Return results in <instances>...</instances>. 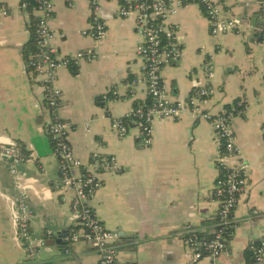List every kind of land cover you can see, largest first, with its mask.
Masks as SVG:
<instances>
[{
	"label": "crops",
	"instance_id": "obj_1",
	"mask_svg": "<svg viewBox=\"0 0 264 264\" xmlns=\"http://www.w3.org/2000/svg\"><path fill=\"white\" fill-rule=\"evenodd\" d=\"M23 1L0 0V9L11 10L0 20V264H98L97 250L83 241L73 246L71 256L63 254L64 245L40 248L39 239L47 230L57 240L68 229L71 194L61 185L58 160L45 131L49 116L45 91L26 68L34 53L24 57V48L34 36L35 14L21 9ZM52 1V46L64 56L95 54L94 60L86 57L77 67L62 68L57 87L63 93L60 115L70 126L69 142L76 157L88 170L94 153L116 166L100 171L103 185L90 201L117 237L116 264H256L254 249L264 241L260 0H213L238 23L236 31L217 37L211 35L197 5L182 8L165 23L177 31L184 47L180 64L162 73L167 94L173 100H186L196 88L208 87L213 93L203 108L213 116L244 104V115L233 124L241 157L221 155L212 125L189 113L176 121L155 122L149 147L139 142L134 127L127 136L115 133L112 118L149 102L146 86L133 83L142 65L136 54L141 37L135 20L117 16L120 0H100L108 34L95 42L82 35L91 25L88 0ZM8 148L20 154L17 165L6 155ZM241 161L250 167L249 180L234 214L236 225L227 253L215 261L193 262L183 231L191 226L202 237L216 231L218 205L212 193L221 164L229 168ZM24 195L33 212L27 241L16 222ZM129 239L138 242L136 254L129 252ZM29 244L39 250L36 255L29 254Z\"/></svg>",
	"mask_w": 264,
	"mask_h": 264
},
{
	"label": "built area",
	"instance_id": "obj_2",
	"mask_svg": "<svg viewBox=\"0 0 264 264\" xmlns=\"http://www.w3.org/2000/svg\"><path fill=\"white\" fill-rule=\"evenodd\" d=\"M32 9L35 16L34 53L27 59L26 68L31 79L45 91V110L48 119L45 131L50 138L53 153L58 160L62 187L70 192V225L63 232V254L71 256L73 246L83 241L94 247L99 255L98 264H116L119 248L116 235L107 229L90 204L91 199L102 188L101 170L115 169L112 161L103 159L94 153L91 159V170H88L81 159L76 157L69 142V124L61 117L62 90L57 87L59 71L62 68L77 67L84 58L95 59L93 52H78L64 56L51 42L54 37L51 21L54 18L55 6L52 0H36ZM91 25L82 35L99 42L108 34L107 23L103 20L100 0H88ZM264 10V0H260ZM117 16L133 18L135 31L141 37L136 54L141 59V72L134 79V84H144L149 95V102L132 108L124 117L111 119V128L119 136H127L134 127L137 139L144 146L153 144V124L157 121L179 120L189 113L198 120L208 121L219 142L221 155L228 154L241 157V149L236 144L234 120L242 116L245 110L242 104L213 116L203 108V104L213 93L208 87L196 88L186 100H173L167 94L162 77L163 71L180 64L184 57L181 38L174 28L165 26L166 21L187 6L197 5L206 17L213 37L234 32L238 29L235 18L228 17L218 3L213 0H120ZM30 3L23 1L21 9L29 10ZM11 15L10 8L2 6L0 20ZM264 41V35L262 37ZM106 98V97H105ZM89 122L85 124L88 129ZM264 134V127L262 129ZM6 155L17 165L21 156L12 148L6 149ZM224 156V155H223ZM13 164V165H14ZM14 165V166H15ZM222 173L215 182L212 197L217 203L216 231L202 237L199 231L186 226L183 235L192 254L193 262L208 258L213 261L227 253L231 241V230L235 229L234 214L249 180V165L245 161L227 168L222 165ZM15 171V170H13ZM27 195L20 198L21 215L16 219L22 239L28 240V226L32 210L27 202ZM57 236L47 230L39 239L41 249H47L48 241ZM29 254L36 255L39 250L34 244L27 247ZM256 264L264 262V241L254 249Z\"/></svg>",
	"mask_w": 264,
	"mask_h": 264
},
{
	"label": "trees",
	"instance_id": "obj_3",
	"mask_svg": "<svg viewBox=\"0 0 264 264\" xmlns=\"http://www.w3.org/2000/svg\"><path fill=\"white\" fill-rule=\"evenodd\" d=\"M24 1H27L28 3H30V6H29V11H32V9L34 8V6L36 5V0H24ZM261 13H263L262 12V10H261ZM35 50V44H34V41H33V39H31V41L25 46V48H24V57H28V55L30 54V53H32L33 51ZM242 109V107H239V109ZM243 108H244V104H243ZM210 224V222H207V223H205V227L206 226H208ZM231 233H232V235H231V238H232V236H233V233H234V229L233 230H231Z\"/></svg>",
	"mask_w": 264,
	"mask_h": 264
},
{
	"label": "water",
	"instance_id": "obj_4",
	"mask_svg": "<svg viewBox=\"0 0 264 264\" xmlns=\"http://www.w3.org/2000/svg\"><path fill=\"white\" fill-rule=\"evenodd\" d=\"M126 243L128 244V249L130 250L129 252L131 254H136V252H137L136 247H137L138 242L135 239H133V240L132 239H129V240H127ZM48 244L49 245H58V246L62 247L64 245V243H63V235H61L60 237H58L57 240H51V241H49ZM127 264H132V263L129 262Z\"/></svg>",
	"mask_w": 264,
	"mask_h": 264
}]
</instances>
